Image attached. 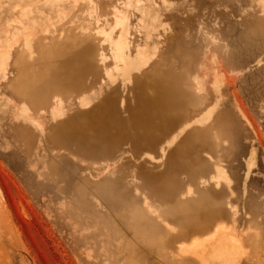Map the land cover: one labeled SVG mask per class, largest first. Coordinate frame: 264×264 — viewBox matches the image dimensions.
I'll return each mask as SVG.
<instances>
[{
  "label": "rangeland",
  "instance_id": "1",
  "mask_svg": "<svg viewBox=\"0 0 264 264\" xmlns=\"http://www.w3.org/2000/svg\"><path fill=\"white\" fill-rule=\"evenodd\" d=\"M166 1L0 0V264H264V0Z\"/></svg>",
  "mask_w": 264,
  "mask_h": 264
},
{
  "label": "bare ground",
  "instance_id": "2",
  "mask_svg": "<svg viewBox=\"0 0 264 264\" xmlns=\"http://www.w3.org/2000/svg\"><path fill=\"white\" fill-rule=\"evenodd\" d=\"M147 1V0H146ZM153 0H148V3L150 4V2L152 3ZM138 3V2H137ZM164 3H168L166 0H164ZM154 4V3H153ZM138 4H136L137 6ZM168 5V4H167ZM131 5H127V9L130 7ZM164 6H166L164 4ZM171 6V5H170ZM167 7V6H166ZM165 8V7H164ZM168 8V7H167ZM154 10V9H153ZM118 11V14L120 13V10H116ZM138 11L140 13H143V11H141V9L138 8ZM150 12H147L146 14H143V16H148L149 19L151 20L152 23H157L160 21L161 19V14H159L158 12H154L152 11V15L151 14H148ZM123 14V12H122ZM124 15V14H123ZM147 17V18H148ZM126 21H128V18H126L124 16V18L122 17H119L117 16V26H120L121 24L123 25L124 23H126ZM125 27V26H124ZM124 27L122 28V30L124 29ZM126 28V27H125ZM103 31V30H102ZM124 32H122L119 37L117 38H113L111 37V34L110 35V40H111V43L113 44V49L115 50L114 54H115V59L116 60H119V61H122L124 66H125V69L124 70H127V71H130V69H133L135 71H141V69H143L144 67L148 66L151 59L148 57V55L146 53V50L144 48H141V47H137V52L135 54V56H132L131 53H130V48H131V42H130V36H129V30H123ZM108 33V32H107ZM149 37V35H148ZM146 48V47H145ZM156 50V49H155ZM154 52V51H153ZM104 54H102V59L104 60ZM106 60V59H105ZM84 106H89L90 105V102L89 103H85L83 104ZM106 110L107 112L110 111V110H113V109H110L108 106H106ZM114 111V110H113ZM109 113V112H108ZM106 125V124H105ZM175 125V124H174ZM174 125L171 126L174 128ZM172 128V129H173ZM172 129L170 131H168V133L166 134L165 137H168L170 134L169 132L172 131ZM185 128H183L180 133L178 135H176L175 137H173V139L168 142V146H171L177 139L178 137L183 134L185 132ZM161 141H153V144L152 146H156L158 143H160ZM167 147V146H166ZM166 149L163 148L162 149V152L165 153ZM224 179V175L221 171V169H218L217 170V176H213L211 178V181L215 182L216 183V187H219L220 186V181ZM206 183V182H205ZM191 193V191H189V194ZM211 227L207 228L205 231L209 230ZM215 236H216V242L215 244L212 246V248L210 249V254H211V257L212 258H215V259H219V262H220V259L222 257H224L225 255H227L229 253V240L231 239L230 235H228L226 233V229L225 227H217L216 230H215ZM232 241V240H231ZM232 243H235V242H232ZM200 245V244H199ZM196 247V246H195ZM202 246H199L198 248H200ZM208 252H203L201 254V258L205 261V256ZM207 258V257H206ZM210 258V259H212ZM225 258V257H224ZM222 260V259H221ZM211 261V260H210Z\"/></svg>",
  "mask_w": 264,
  "mask_h": 264
}]
</instances>
